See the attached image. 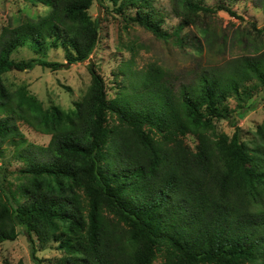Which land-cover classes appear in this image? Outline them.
I'll return each instance as SVG.
<instances>
[{"label":"trees","instance_id":"16d2710c","mask_svg":"<svg viewBox=\"0 0 264 264\" xmlns=\"http://www.w3.org/2000/svg\"><path fill=\"white\" fill-rule=\"evenodd\" d=\"M25 1L48 13L0 34V158L12 146L25 164L24 182L8 192L13 203L0 186V245L22 228L35 260L36 243L63 250L52 264H264V122L252 146L215 125L235 117L232 100L239 117L253 108L264 51L195 72L181 87L153 64L131 94L114 99L91 64L92 83L73 109H45L26 87L11 91L4 75L89 61L99 43L89 11L100 0ZM110 1L129 24L178 45L199 12L237 16L236 0H173L184 23L169 33L155 0ZM26 46L37 57L12 59ZM54 51L65 63L48 59ZM20 122L51 136L49 145L28 142Z\"/></svg>","mask_w":264,"mask_h":264},{"label":"rangeland","instance_id":"374dc122","mask_svg":"<svg viewBox=\"0 0 264 264\" xmlns=\"http://www.w3.org/2000/svg\"><path fill=\"white\" fill-rule=\"evenodd\" d=\"M216 2L207 0L205 3L213 7ZM154 6L163 13L162 27L169 33L184 23L173 0H155ZM231 7L237 16L224 11L215 14L199 12L182 31L183 43L178 45L175 38L164 41L140 25L129 24L110 0L95 1L89 13L93 20L98 21L99 43L89 61L57 72L41 67L27 72L12 71L4 75V81L11 91L26 87L45 109L58 106L66 111L73 109L74 103L84 96L91 85V64L105 79L109 99L131 94L133 86L153 64L170 72L181 87L189 83L195 72L222 67L236 58L264 51V0H236ZM47 13V8L33 6L25 0H0V34L7 26H18ZM130 13L134 14V11ZM35 57L37 55L27 46L12 55L16 61ZM48 59L65 63L62 51L50 52ZM252 102L253 108L243 117H239V102L232 100L227 104L228 111L235 117L215 121L217 132L229 137L236 134L241 142L250 146L259 143L256 132L264 122V90ZM19 127L28 142L49 145L51 136L36 132L23 122L19 123ZM187 143L195 149L198 140L189 136ZM14 152V147L10 146L0 158V186L8 189L5 195L10 203L13 202L9 200L8 192L17 190L24 182L18 171L25 168V164L15 158ZM35 245L39 249L36 253L38 260L32 256L28 236L19 228L16 241L0 245V264H39L38 261L52 264L64 255L56 243H50L43 250L38 243ZM162 261L159 258L155 264Z\"/></svg>","mask_w":264,"mask_h":264}]
</instances>
